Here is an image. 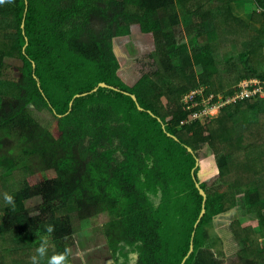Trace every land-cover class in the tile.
<instances>
[{
	"label": "trees",
	"instance_id": "16d2710c",
	"mask_svg": "<svg viewBox=\"0 0 264 264\" xmlns=\"http://www.w3.org/2000/svg\"><path fill=\"white\" fill-rule=\"evenodd\" d=\"M247 2L263 19L259 27L242 22L248 37L230 39L220 56L218 21L230 10L229 24L236 22L238 8L255 15ZM137 33L155 70L129 85L124 45ZM263 50L264 0L0 3V187L14 199H0V264H14L13 253L17 264L33 263L25 256L47 238L53 251L66 250L71 214L58 211L71 204L80 221L106 218L102 236L116 264H182L191 243L183 264H264V179L238 172L248 160L262 170L264 140L250 135L264 127V96L194 118L209 97L211 106L219 93L232 98L241 80L264 83ZM99 82L115 88L75 97ZM204 147L210 155H200ZM216 176L221 186L209 187ZM196 182L206 200L194 227L203 201ZM231 209L258 218L232 227L238 263L217 258L212 233L216 216Z\"/></svg>",
	"mask_w": 264,
	"mask_h": 264
},
{
	"label": "rangeland",
	"instance_id": "374dc122",
	"mask_svg": "<svg viewBox=\"0 0 264 264\" xmlns=\"http://www.w3.org/2000/svg\"><path fill=\"white\" fill-rule=\"evenodd\" d=\"M245 9H249V15L250 12H254L255 15L248 16L247 13L243 11V8H238L237 10L241 14H237L236 17L238 20L236 22H230L229 15H231V11L226 10L223 18L218 21V28L221 27V35L219 36V42L215 41V45L219 51V55L222 56L223 51L228 50L229 46L227 47L228 42L230 39H233V41L240 42L238 40L241 38L243 41L245 38L248 37L247 31H244L245 23H248L251 21L255 24L256 27H259L260 22L262 21L263 17L262 13L255 12V6L252 2H247L246 4H241ZM240 15V16H239ZM243 20V21H242ZM259 21V22H257ZM224 37V38H223ZM227 38V39H226ZM245 43V42H244ZM241 44V43H238ZM124 50L127 54L128 60L124 65L123 71H124V79L129 85H133L144 73H150L155 70V64L154 62L149 58L150 48L149 43L145 39V37L142 34H133L130 38V41L124 45ZM264 51V50H263ZM219 59H221L219 57ZM9 63V67H14L16 65V60L11 59L7 60ZM229 65V63H228ZM7 74H9L11 77L15 74L13 68L7 70ZM236 71L233 69V73H231L230 79H234L233 76L235 75ZM229 76L225 75L222 77L223 84H226V79ZM186 98V97H185ZM215 98V97H213ZM212 98V99H213ZM212 99H207L203 103L199 104H208L212 101ZM218 103L219 101H223V94L219 93L218 100H216ZM198 106V104H196ZM214 107L209 108V113L211 117L215 118L219 115V104L213 105ZM251 137H258L260 140H264V127L256 128L254 130V133L250 135ZM246 138V137H245ZM260 150L264 151V145L258 146ZM210 150L208 148H203L200 155H210ZM243 162H246L243 160ZM253 161H247V168H244L242 171H238L242 173L243 171L247 170L249 171L250 178L249 181L264 179V163L262 166V170L259 169V172H257L259 165L256 167V172H253L252 167ZM216 177H211L207 180V183L209 187L213 185V187H220L221 182L219 181V185L215 182L217 181ZM9 182V181H8ZM1 189V187H0ZM2 195H0V199L4 197L6 192L2 191ZM39 203V199L34 198L27 202V205H35ZM69 211L71 214V221L73 226V236L71 240V244L68 246V248L62 252L53 251L52 248L47 247L46 254L47 257H40L39 253L37 252V247H34L33 250H30L28 254L25 256L27 259H31L32 256L37 257V264H49V260L54 255L64 254L67 253V264H116L113 261V257L111 255V252L108 250L106 243L104 242V238L102 236V223L105 221L106 218H100V217H94L87 221H80L77 218L76 215V209L73 204L68 206L67 208L60 209L58 213H64ZM34 214V213H33ZM239 225V226H238ZM244 225H250L255 226L258 225V218L256 215L251 214L247 215L244 209L240 210H228L225 213H222L213 220V229L212 233L214 236L217 237L216 241V249L217 252H220V254L217 256V258L221 259L222 262H230V263H238L240 261L238 252H239V244L234 239V232L232 233V227L235 229H242ZM259 232V227L256 226L254 228V234H257ZM220 238V240H219ZM49 241V239H45ZM41 246V245H40ZM38 246V248L40 247ZM215 248V247H214ZM255 253V251H252ZM45 254V255H46ZM130 255V254H129ZM13 257V260L16 262L18 261L17 257H20L17 253H13L10 255ZM133 255H130V258ZM22 258V257H21ZM120 260H122L120 258ZM15 262H12L15 264ZM20 264H30V260L21 261ZM31 264H33L31 262Z\"/></svg>",
	"mask_w": 264,
	"mask_h": 264
},
{
	"label": "built area",
	"instance_id": "2783aa9c",
	"mask_svg": "<svg viewBox=\"0 0 264 264\" xmlns=\"http://www.w3.org/2000/svg\"><path fill=\"white\" fill-rule=\"evenodd\" d=\"M236 92L233 95L232 98H229L226 101H221L219 104V107L224 105L225 103L231 102L236 99H245L255 96H264V83L260 81L258 78H252V79H244L241 80L237 85L233 87ZM209 99H212V96L209 97ZM204 108L201 111H198L194 114V118H201L202 116L210 115L209 108L211 107L210 103L203 104ZM214 107V106H212ZM211 116V115H210Z\"/></svg>",
	"mask_w": 264,
	"mask_h": 264
},
{
	"label": "water",
	"instance_id": "95a60500",
	"mask_svg": "<svg viewBox=\"0 0 264 264\" xmlns=\"http://www.w3.org/2000/svg\"><path fill=\"white\" fill-rule=\"evenodd\" d=\"M26 3H27V2H26ZM99 87H110V88H115V87H113V86H111V85H108V84L105 83V82H99L98 85L95 86V87H94L93 89H91L90 91H88V92H83V93H80V94H76L75 97H78V96H81V95H86V94H89V93L95 92ZM131 97H132L133 100L136 102V104H137V108H138L139 110H143V108L138 104L136 96H135L134 94H131ZM71 106H72V101L70 102V107H71ZM59 116H61V115H59ZM173 137H174L175 139H177L175 136H173ZM187 149H188L189 152H193V150H192L190 147H188V146H187ZM198 165H199V161H198V159H196V165H195L194 169H195ZM194 169H193V170H194ZM194 178H195V177H194ZM196 187L198 188L199 193H200L201 196L203 197V201H202V209H201V212H200V214H199V217H198V219H197V221H196L194 227H196L197 223L200 221L201 217H202V216L204 215V213H205V200H206V192L204 191V189H202V188L199 186V184H198L197 182H196ZM192 250H193V245H192V243H191V244H190V249H189V252H188L187 256L191 253ZM187 256H185V258L183 259L182 264H183L184 261L186 260Z\"/></svg>",
	"mask_w": 264,
	"mask_h": 264
},
{
	"label": "clouds",
	"instance_id": "9594fccd",
	"mask_svg": "<svg viewBox=\"0 0 264 264\" xmlns=\"http://www.w3.org/2000/svg\"><path fill=\"white\" fill-rule=\"evenodd\" d=\"M3 2H4V0H0V3H3ZM4 200L6 201V203H8L10 205L14 203L13 197L11 195H8V194L4 195ZM48 231L51 232L52 229L49 228ZM47 246H48V241L44 240L41 243V246L37 249V252L39 253L40 257L45 256ZM32 260H33V264H37V257L33 256ZM49 264H67V253L52 256L49 260Z\"/></svg>",
	"mask_w": 264,
	"mask_h": 264
}]
</instances>
